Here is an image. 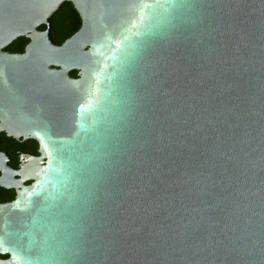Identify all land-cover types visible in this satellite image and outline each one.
<instances>
[{
    "label": "water",
    "instance_id": "95a60500",
    "mask_svg": "<svg viewBox=\"0 0 264 264\" xmlns=\"http://www.w3.org/2000/svg\"><path fill=\"white\" fill-rule=\"evenodd\" d=\"M0 264H264V0H0Z\"/></svg>",
    "mask_w": 264,
    "mask_h": 264
}]
</instances>
